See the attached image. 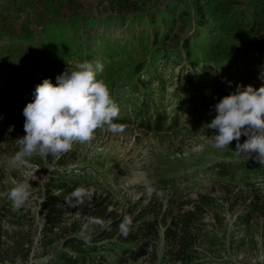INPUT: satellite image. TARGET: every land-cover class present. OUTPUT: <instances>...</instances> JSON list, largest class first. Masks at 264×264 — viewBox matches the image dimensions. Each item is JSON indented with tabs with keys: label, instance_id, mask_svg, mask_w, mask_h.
<instances>
[{
	"label": "rangeland",
	"instance_id": "1",
	"mask_svg": "<svg viewBox=\"0 0 264 264\" xmlns=\"http://www.w3.org/2000/svg\"><path fill=\"white\" fill-rule=\"evenodd\" d=\"M69 1L81 5H76L78 7L76 10H69L67 7ZM174 1L138 0L139 10L133 23L128 19L127 22L118 24L116 21L114 23V20L109 21L108 17L106 18V21H109L108 25L98 22L94 25L87 24L86 34L90 40H88L90 50L86 60L103 63L104 71L97 78L102 79L108 86L112 99L120 108L119 119L115 122L123 126V132L112 133L106 127L97 129L92 141L75 143L71 151L58 158L48 156L45 159L34 155L32 162L35 167L31 169L12 162V157L19 149V139L25 135L22 109L32 100L35 88L32 86L33 83L40 84L43 79L49 78L55 85L58 75L70 69L75 70L77 64L82 62L84 56L78 36L69 28L62 29L63 32L60 28H47L48 32L51 30L62 32L53 45L71 43V46L63 50L48 49L51 60L47 64L38 65L39 70L34 74V82L28 79L30 91L25 89L24 92L4 93L0 97V204L9 203L15 207L9 198L10 190L19 183L31 184L30 198L20 207L21 213L28 211L30 221L31 219L33 221L31 230L34 235V249L25 264H38L50 257V254L43 255L39 250L40 229L45 219V216L40 215L39 203L52 187V182L58 181L57 170L67 171L66 173L70 175H81L84 171L90 193L106 194L113 203L112 209L120 212L132 208L137 212L136 215L147 207L145 216L149 214L150 199L153 196L158 197L164 206H168L171 198L172 202L174 201L175 195L177 198L180 196L181 199L178 201L182 202L187 199L196 200L200 194L209 192L216 198L219 205L217 211L222 220L220 218L216 221L214 216L210 215L204 217L206 225L204 231L208 240L201 248L198 262L195 264H264V219L247 223L245 206L250 204L252 194L249 196L243 194V197L236 194L237 190L264 189V182H261L264 179L262 172L251 176L252 180H245L242 176L248 171H254L255 163L258 167L262 166L249 159L247 161L249 165L244 166L242 171L222 179L224 184L233 190L229 192L230 196L228 194L224 196L220 189L209 190L210 185L219 182V180L211 182L216 177L215 165L239 160L230 149L235 146L236 141L229 145L230 150H220L212 148L205 140V137L214 134V130L207 129V124L215 115L212 106L217 100L216 91L221 87L222 90L226 89L225 77L227 72L229 74L232 70L228 71L225 65L227 62L218 60L220 58L213 62L211 59L195 60L186 69L191 75L186 79L185 74L181 72L180 62H174L171 56L156 58L153 67L151 66L149 73H146L148 76L140 77V80L148 84L147 87L140 89L139 92L132 90L134 82L128 75L129 71L132 72L129 70L130 66L141 62L144 57L147 59L151 49L160 50L161 53L175 49L177 44L174 42L175 36L179 35L181 39L190 34L186 32L187 30L180 32L178 22L176 30L166 43H157L156 47L151 48V39L147 38L144 45L139 41L134 44L137 39L140 40L141 31L150 29L144 24L147 21L145 18ZM179 1L177 12L183 11L190 5L191 0ZM259 2L264 0H237V4H240L238 10ZM62 3L65 6L59 5L58 16L67 21L73 17V13L80 12L90 16L87 23H94L93 20L106 17L107 3L102 0H62ZM54 18L56 17L53 9L46 0H0V71L2 62L22 57L30 60L18 73L13 72L8 76L6 73H0V87L8 85L6 82L8 80L12 83L13 79L29 77L30 62H33L37 55L31 42L33 39L36 40L39 31L44 29L42 24L48 25L51 20H57ZM101 34L108 40H101ZM206 40L208 41L205 42ZM16 41L20 43L14 46ZM197 41L202 43L199 44L200 47L219 42L217 38L207 34L200 40L190 39V44L193 45ZM44 44L45 41H41V45ZM196 51L198 47L195 48L194 54ZM246 61L245 65L237 64L240 69L246 70L238 72L236 77H244L246 86L259 88L262 82L258 75L264 71V64L256 66L250 58ZM114 76L116 85L119 86L111 89L110 83ZM188 79L194 82L191 91L187 90ZM129 84L131 86H128ZM19 87H26L25 83L19 81L16 89ZM140 93H145L146 96L142 97ZM16 97L23 106L12 105L16 102ZM155 111H159L161 115L157 126ZM8 135L13 138V145L6 138ZM34 159L40 160L41 165L35 164ZM145 177L153 183H161L157 186L155 195L145 191ZM165 178L166 182L163 183ZM250 183H255V186L249 185ZM185 208L189 209L190 205ZM163 227L164 225L160 226L154 242H138L131 245L132 250L125 248L126 264H158V258L165 248ZM54 247L55 250L62 251V241L60 240Z\"/></svg>",
	"mask_w": 264,
	"mask_h": 264
},
{
	"label": "trees",
	"instance_id": "2",
	"mask_svg": "<svg viewBox=\"0 0 264 264\" xmlns=\"http://www.w3.org/2000/svg\"><path fill=\"white\" fill-rule=\"evenodd\" d=\"M46 1L49 7L53 9L56 17L54 19L57 20H51L48 25L42 24L44 29L39 31L37 35L39 37L31 42L37 55L34 57L35 60L30 62L29 77H26L27 79L25 77L13 79L12 83L9 80L6 81L8 85L0 87V92H2L0 97L4 93L24 92L25 89L30 91L29 86L31 85H29L30 83L27 85L28 79L30 82H34V74L39 70L38 65L40 63L47 64L51 60L48 49L61 48L63 50L71 46V43H63L62 46L53 45L56 43L54 41L62 34V29L69 28L72 32H76L81 50H83L84 57L81 61L84 62L89 56L90 50V42H88L89 39L86 34L87 24L94 25L98 22L108 25L111 20H114V23L116 21L118 24H122L128 19L133 23L137 17L135 14L139 10L138 0H102L107 3L106 17L97 18L96 21L93 20L94 23H87L90 16L88 14L83 15L81 12L79 14L73 13V17L68 18V21L58 16L59 5L65 6L62 0ZM69 2L70 4L67 5L69 10L78 8L76 5L79 3ZM177 2L180 3L179 0ZM171 3L166 8L150 13L145 18L147 21L144 24L150 29L149 31H141L140 40L137 39L134 44L139 41L144 45L147 38L151 39V48L156 47L157 43H166L170 40V35L176 30L178 26L176 23L178 22L180 23V32L187 30L186 32L190 34L181 39H179V35L175 36L174 42L177 43L175 49L162 53L160 50L151 49L147 59L144 57L141 62L130 66L129 70L132 72L129 71L128 75L134 82L133 92L135 90L139 92L140 89L147 87L148 84L140 80V77L148 76L146 73H149L151 66L153 67L154 60L169 56L174 62H180L181 72L185 74L186 79L191 76L186 69L195 60L208 61L211 59L212 62L225 60L228 71L229 69L232 70L229 74L227 72L225 77L226 89L222 90L221 87L216 91V103L220 98L234 93L237 90V85L246 86L244 77H236L238 72L246 70L240 69L238 65H245L246 59L249 58L256 66L264 64V2L252 3L248 7L238 10L240 4H237V0H191L190 5H187L181 12H177L178 3L176 0ZM108 17L110 20L106 21ZM94 18L92 17V19ZM47 28H60L62 32L55 30L48 32ZM207 34L217 38L219 42L207 46L203 45V47H200L199 44H202L200 41L194 42L193 45L190 44V39L200 40L203 35ZM101 37V40H108L104 39L102 34ZM41 41H45V44L41 45ZM19 43L20 41H16L14 46ZM147 45H149V41ZM14 46L12 45V48ZM197 47L198 51L194 54ZM28 61H30L28 58L22 57L14 61L2 62L0 73H6L7 76L13 72L14 74L18 73ZM19 81L25 83L26 87L16 89ZM187 81V90H193V80L188 79ZM228 82L231 84L229 85ZM36 85L37 83H33L32 86ZM231 85L234 86L230 87ZM118 86L114 76L110 88L116 89ZM8 88H11L10 91H6ZM199 91L202 90L199 89ZM141 95L142 97L146 96L145 93ZM25 103H27L26 100ZM12 105L23 106L17 97L16 102ZM158 112L155 111V120H157L155 126L161 120V115ZM6 138L12 145L14 144L11 136L8 135ZM244 139L246 138L242 136L241 141ZM230 149L235 154L233 152L235 146ZM34 160L35 164L41 165L40 160ZM247 163H249L247 160L239 158L235 162H222L215 165L216 177L211 182L216 180L219 182L210 185L209 190L220 189L224 196L226 194L230 196L229 192L233 190L224 184L222 179L232 177L236 172L242 171L244 166L249 165ZM253 166L254 171L242 174L245 180H252L251 176L257 172L264 174V166L258 167L256 163ZM57 171L58 181L52 182V187L48 189L49 191L39 203L40 215L45 216L43 227L40 229L39 250L43 255L50 254V257L38 264H126L125 248L130 249L131 245L138 242H154L158 237L161 225H164L162 236L165 241V248L161 257L158 258V264H195L198 262L201 248L208 240L204 231L206 226L203 221L204 217L210 215L214 216L216 221L220 218L222 220L219 211H217L219 205L216 198L209 192L200 194L196 200L187 199L182 202L178 201L181 197L177 198L175 195L176 197L173 196L174 201L172 202L171 198L168 206H164L158 197L153 196L150 199V211L147 216L145 214L148 207L141 209L139 215H136L137 212L132 208L120 212L112 209L113 203L106 194L97 195L88 191L89 197L83 203H76L70 194L79 187L88 190L89 184L86 183L84 171L81 175H70L66 173L67 171ZM165 182L166 178L163 183ZM261 182H264V179ZM160 185L161 183H153L155 189ZM249 185L255 186V183ZM236 192V194H241V197L243 194H248V196L252 194L250 195V204L245 206V209L247 208L245 214L247 223L252 222V220L264 219V189H246ZM187 205H190L189 209L185 208ZM26 213H21L20 208L13 207L9 203L0 204V264H25L29 260L34 249V235L31 230L33 221L32 219L30 221L29 212ZM125 218H130L132 221L127 236L123 235L120 230V224L125 221ZM85 236L89 239H85ZM60 240L62 241V251H57L54 249V245Z\"/></svg>",
	"mask_w": 264,
	"mask_h": 264
},
{
	"label": "clouds",
	"instance_id": "3",
	"mask_svg": "<svg viewBox=\"0 0 264 264\" xmlns=\"http://www.w3.org/2000/svg\"><path fill=\"white\" fill-rule=\"evenodd\" d=\"M103 71V63L85 60L78 63L75 70L58 75L55 85L45 78L35 86L31 102L22 109L25 135L19 139V149L12 157L14 164L31 169L35 167L34 155L58 158L71 151L75 143L92 141L100 128L106 127L112 133L123 132V126L115 122L120 108L108 86L97 78ZM258 79L262 82L259 88L237 85L234 93L220 98L212 106L215 115L207 129L214 130V134L205 140L212 148L220 150L229 149L236 141L233 152L238 158L253 159L264 166V71ZM242 136L246 139L241 143ZM30 188L29 183H19L10 190L9 198L16 208L29 200ZM144 188L148 194L156 191L147 177ZM89 195L84 187L70 194L76 203H83ZM131 223L130 218H125L120 224L123 235H128ZM85 239L89 238L85 236Z\"/></svg>",
	"mask_w": 264,
	"mask_h": 264
}]
</instances>
